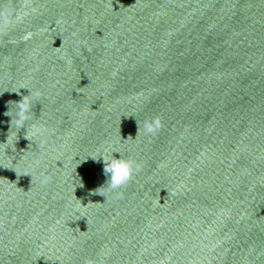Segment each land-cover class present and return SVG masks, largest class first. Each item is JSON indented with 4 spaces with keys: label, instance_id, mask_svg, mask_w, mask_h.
<instances>
[{
    "label": "water",
    "instance_id": "water-1",
    "mask_svg": "<svg viewBox=\"0 0 264 264\" xmlns=\"http://www.w3.org/2000/svg\"><path fill=\"white\" fill-rule=\"evenodd\" d=\"M0 264H264V0H0Z\"/></svg>",
    "mask_w": 264,
    "mask_h": 264
},
{
    "label": "clouds",
    "instance_id": "clouds-1",
    "mask_svg": "<svg viewBox=\"0 0 264 264\" xmlns=\"http://www.w3.org/2000/svg\"><path fill=\"white\" fill-rule=\"evenodd\" d=\"M21 89L27 88L22 87ZM27 90L28 94L22 95L20 100L7 102L8 110L4 113V115L10 117L9 132L13 128H15L16 132L12 133V135L7 134V140L5 143H10L13 138L21 132V130L24 131V137L28 141L43 136L44 128L42 125L36 122L29 124V121H33V102L39 96V93H34L29 89ZM10 105L15 106L14 114L11 112ZM143 126L145 134L150 135L155 133L160 127V121L158 118L145 120ZM114 154H119V156L117 157ZM100 158L103 160V174L106 179L104 184L95 191L97 194H100L104 197L105 194L102 189L106 188L109 191H115L121 188L132 178L134 171L139 170V165H136L135 162L130 159L122 157L118 151L113 152L111 156L101 155ZM93 159L99 162V159Z\"/></svg>",
    "mask_w": 264,
    "mask_h": 264
}]
</instances>
